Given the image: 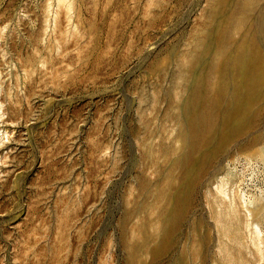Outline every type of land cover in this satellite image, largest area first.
Masks as SVG:
<instances>
[{
	"label": "rangeland",
	"instance_id": "1",
	"mask_svg": "<svg viewBox=\"0 0 264 264\" xmlns=\"http://www.w3.org/2000/svg\"><path fill=\"white\" fill-rule=\"evenodd\" d=\"M260 27L264 0H0V264H264Z\"/></svg>",
	"mask_w": 264,
	"mask_h": 264
},
{
	"label": "bare ground",
	"instance_id": "2",
	"mask_svg": "<svg viewBox=\"0 0 264 264\" xmlns=\"http://www.w3.org/2000/svg\"><path fill=\"white\" fill-rule=\"evenodd\" d=\"M260 32L264 34V27H260ZM264 42V40H263ZM264 48V47H263ZM247 51V50H246ZM257 53V52H256ZM248 54V53H247ZM254 54V53H253ZM252 54V55H253ZM259 54V53H257ZM250 55V54H249ZM243 53L240 54V61H243L244 57H243ZM257 56V55H256ZM260 56V55H259ZM248 58V57H247ZM256 58V57H254ZM257 59V58H256ZM262 59V58H261ZM250 60V59H249ZM259 60V59H258ZM256 60V61H258ZM237 62V61H236ZM244 62V61H243ZM243 62H239V63H243ZM259 62V61H258ZM263 62V61H262ZM260 62V63H262ZM246 63V62H245ZM247 64V63H246ZM251 64V63H250ZM258 65H260L259 63H257ZM252 65V64H251ZM263 65V64H261ZM252 67V66H251ZM246 68V67H245ZM241 70V69H239ZM250 71V70H249ZM253 72V71H252ZM263 73V72H262ZM251 72L248 71H244L241 70V72L239 71V75L240 77H242L243 81L240 82V84L236 87L238 88L235 92V97L233 98V103L234 105H231L228 113L225 117V121H224V131L223 134H225L226 136H228L229 134L232 133V131L235 130V126L234 123H236V121L238 120L239 123H243L246 121V116L244 117V111L245 109L248 107L247 100L249 99V94L251 93V90L249 89V79H251L252 77ZM263 77V76H262ZM260 85V84H259ZM257 89V88H256ZM258 95V94H257ZM248 98V99H247ZM238 104V105H237ZM247 106V107H246ZM224 135V136H225ZM8 172V171H7ZM8 180V179H7ZM7 182V181H6ZM1 191V190H0ZM224 194V192H222Z\"/></svg>",
	"mask_w": 264,
	"mask_h": 264
}]
</instances>
